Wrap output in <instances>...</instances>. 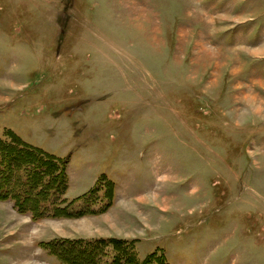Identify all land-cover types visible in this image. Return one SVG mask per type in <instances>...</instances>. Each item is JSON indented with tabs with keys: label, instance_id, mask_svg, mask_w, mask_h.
Here are the masks:
<instances>
[{
	"label": "rangeland",
	"instance_id": "obj_1",
	"mask_svg": "<svg viewBox=\"0 0 264 264\" xmlns=\"http://www.w3.org/2000/svg\"><path fill=\"white\" fill-rule=\"evenodd\" d=\"M11 131L66 159L68 201L95 183L102 201L33 220L0 197V264H84L39 243L114 239L264 264V0H0Z\"/></svg>",
	"mask_w": 264,
	"mask_h": 264
},
{
	"label": "trees",
	"instance_id": "obj_2",
	"mask_svg": "<svg viewBox=\"0 0 264 264\" xmlns=\"http://www.w3.org/2000/svg\"><path fill=\"white\" fill-rule=\"evenodd\" d=\"M21 142L24 141L12 131L6 138H0V197L11 200L16 211L28 213L33 220L46 216H75L86 210L96 212L93 206L102 199L91 197V194L98 188V183L87 193L68 201L64 197L67 184H62L66 159L24 146ZM50 243H39V246L51 250L52 255L58 254L56 257L61 259L68 260V253H77L84 264H168L162 254L152 253L140 259L131 243L120 239L103 240L97 244L80 241V247L77 243L74 245V241L65 242L58 252L54 251L55 244ZM70 260L74 261L71 257Z\"/></svg>",
	"mask_w": 264,
	"mask_h": 264
},
{
	"label": "bare ground",
	"instance_id": "obj_3",
	"mask_svg": "<svg viewBox=\"0 0 264 264\" xmlns=\"http://www.w3.org/2000/svg\"><path fill=\"white\" fill-rule=\"evenodd\" d=\"M256 112H259V107H257Z\"/></svg>",
	"mask_w": 264,
	"mask_h": 264
}]
</instances>
